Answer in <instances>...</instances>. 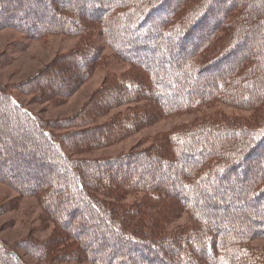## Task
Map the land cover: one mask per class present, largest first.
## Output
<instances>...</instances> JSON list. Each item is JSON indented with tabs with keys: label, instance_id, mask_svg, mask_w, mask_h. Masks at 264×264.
Segmentation results:
<instances>
[{
	"label": "trees",
	"instance_id": "1",
	"mask_svg": "<svg viewBox=\"0 0 264 264\" xmlns=\"http://www.w3.org/2000/svg\"><path fill=\"white\" fill-rule=\"evenodd\" d=\"M7 26L29 39H80L51 81L28 83L36 102L63 100L106 62L92 36L102 34L128 66L59 122L33 117L0 85V182L36 196L57 229L32 255L59 245L68 259L94 264H264V248L251 246L264 241V217L253 219L264 215V0H0V27ZM216 102L251 115L204 113L153 136L134 157H82ZM76 126L85 132L68 131ZM125 196L135 198L124 203ZM181 213L190 220L167 230ZM14 256L0 241V264H20Z\"/></svg>",
	"mask_w": 264,
	"mask_h": 264
},
{
	"label": "rangeland",
	"instance_id": "2",
	"mask_svg": "<svg viewBox=\"0 0 264 264\" xmlns=\"http://www.w3.org/2000/svg\"><path fill=\"white\" fill-rule=\"evenodd\" d=\"M90 41L100 49L99 52L103 58H106V62L100 67L95 68L88 79L63 100L36 102L33 93H25L27 86L40 75L46 76L45 80H50L49 75H51V70H54L57 63L61 60L60 56L75 50L79 46L80 39L77 36L61 34L48 35L41 39H29L13 27H0V85L5 88L16 104L33 117H38L40 120L49 122L71 120L95 96L96 92L103 88L104 81L109 74L121 76L128 71L127 65L115 61L102 34L92 36ZM232 42L229 44V47L235 43ZM213 62L214 58H210L206 60L205 64H213ZM29 82L31 83L28 84ZM216 103L211 107L201 109L202 112L199 111L193 115L173 116L161 120L146 128L125 135L112 143L97 147L83 154L82 157L86 159L108 160L120 157L124 159L127 154L134 157L133 153L137 150H147L150 147L151 138L157 136L156 139L159 140L160 136L158 134L167 133L176 125L191 122L204 113L213 114L215 112H222L220 113L222 116H235L239 118H248L251 115V109H241L222 102ZM118 108L121 109L123 107L120 106ZM118 108L112 110L111 114L117 112ZM107 120V116L98 118L93 126H102ZM59 131L60 133L58 134H62L67 130ZM68 131L83 133L85 129L76 126L71 129L69 128ZM263 150L264 144L259 147L258 153H261ZM228 181L231 183L230 180ZM133 198L135 197L125 196L122 200L124 203H130L133 201ZM225 206L220 209L217 208L216 213L221 214L223 211L225 212ZM257 206L261 208V202L255 204L253 210ZM235 212L239 214L238 211L231 213ZM259 215L255 213L253 219L260 220L264 217V215ZM188 220L190 218L187 214L181 213L171 219L165 228L171 231L185 225ZM243 222V224L252 225V221H247L246 218ZM56 233L57 229L55 225L51 222L49 215L36 196H25L17 192L6 182H0V241L14 252V257L16 260H19L20 264H94L88 261V259H68L65 256L67 249L64 250V246L62 248L59 245H57L59 249L47 255L48 252L43 257L34 256L30 253V251L35 249V247H32L35 243L37 246L45 244L47 241L49 242L53 239ZM86 235L88 233L80 234L79 237H86ZM251 246L264 248V241L255 240L251 243ZM39 248L41 251H44L47 247L44 248L42 246ZM104 251L103 249L100 250L97 255H100ZM165 252L164 250V254L167 256ZM139 260L142 264L145 263V259L140 258Z\"/></svg>",
	"mask_w": 264,
	"mask_h": 264
}]
</instances>
